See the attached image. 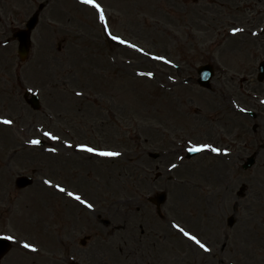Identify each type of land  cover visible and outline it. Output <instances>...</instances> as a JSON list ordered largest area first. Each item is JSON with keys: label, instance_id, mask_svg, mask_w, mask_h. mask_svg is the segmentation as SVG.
<instances>
[{"label": "rangeland", "instance_id": "rangeland-1", "mask_svg": "<svg viewBox=\"0 0 264 264\" xmlns=\"http://www.w3.org/2000/svg\"><path fill=\"white\" fill-rule=\"evenodd\" d=\"M96 2L107 31L81 0H26V18L39 11L28 56L0 44V118L13 121L0 123V235L15 237L0 264H264V81L255 78L264 0ZM203 63L215 67L209 89L197 83ZM24 89L40 109L24 104ZM192 144L224 153L187 159ZM217 160L225 169L216 176ZM25 174L33 183L16 187ZM159 191L166 200L156 208L148 199Z\"/></svg>", "mask_w": 264, "mask_h": 264}, {"label": "snow or ice", "instance_id": "snow-or-ice-1", "mask_svg": "<svg viewBox=\"0 0 264 264\" xmlns=\"http://www.w3.org/2000/svg\"><path fill=\"white\" fill-rule=\"evenodd\" d=\"M81 2L84 3V4H89L93 8H95L96 11L99 13V20H100L101 24H105L106 18H105V15H104L103 8H102V6L99 3L96 2V0H81ZM105 31H107L106 24H105ZM232 31H233V33H236L238 31H241V29L233 28ZM112 39L113 40H117L120 43L127 44L128 46H130V47H132L134 49L137 48V46L135 44H129L128 41L122 40L118 36H112ZM139 51L142 52L143 49H139ZM153 58L154 59H158V60H164L166 63H170V61L165 60L164 57L156 56V57H153ZM148 75H152V74L148 73ZM76 94L77 95H81V93H79V92L76 93ZM0 123L6 124V125H11L13 123V121L11 119L0 118ZM44 135L49 137V138H51V139H53V140L59 139V137L54 135L52 132H45ZM28 143L32 144V145H37V144L40 143V141L37 140V139H32V140H29ZM65 143L67 144V142H65ZM67 146L71 147L70 144H67ZM76 147L81 152L89 153V154H92V155H95V156H100V157H115V156H119L120 155V153H118V152L110 151V150H107V149H101V148H97V147H92V146H90L88 144H78V145H76ZM205 149H210L212 152H216V153H219L221 151L218 148L212 147V145H210V144H201V145L192 144V146L190 148H188V151H190V152H200V151H203ZM51 151L54 152V151H56V149H51ZM172 167L175 168L176 165L173 164ZM44 183L49 185V186H53L51 180H45ZM55 188L58 191H60V192H65L66 191V189L61 187L59 184H56ZM67 195L70 196V197H73L76 201H79L81 204H85L88 208H92L93 207V205L91 203H88L87 201L83 200L80 195H77V194H75L73 192H67ZM173 226L178 228L179 231L181 233H183V235L185 237H187L189 240L193 241L195 244H197L205 252L209 251V249L206 247V245L204 243H202L197 238V236L190 234L188 231H185L183 228H180L179 225H173ZM6 239L12 240V239H15V237L8 236V237H6ZM22 246L24 248H26V249H30L33 252H35L37 250L34 245L29 244V243H24Z\"/></svg>", "mask_w": 264, "mask_h": 264}, {"label": "water", "instance_id": "water-1", "mask_svg": "<svg viewBox=\"0 0 264 264\" xmlns=\"http://www.w3.org/2000/svg\"><path fill=\"white\" fill-rule=\"evenodd\" d=\"M36 23V15L33 16L27 23V28H28V32H26L25 38L21 39V47L19 49V52L21 55H24L27 50H28V42H29V31L34 27ZM264 62L260 63L259 69H260V73L258 75V79L262 80L264 78ZM198 73L200 74V78H199V83L204 85V86H208V81L209 79L212 77L213 75V71H212V67L210 68L209 65H204V66H200L198 69ZM30 103L33 106V108H38L39 107V103L37 100L36 96H32L30 99ZM199 152H190L187 150V157H190L194 154H197ZM152 156H156V154H153ZM254 162V157L250 156L248 157L247 161L243 164V168H247L249 166H251ZM32 182V180L28 177L25 176H20L17 179V185L19 187H24L27 186L28 184H30ZM160 201L164 200V195H161L159 197ZM10 240L6 239V237L4 236H0V257L4 256L10 249ZM71 264H77L76 262H73Z\"/></svg>", "mask_w": 264, "mask_h": 264}, {"label": "flooded vegetation", "instance_id": "flooded-vegetation-1", "mask_svg": "<svg viewBox=\"0 0 264 264\" xmlns=\"http://www.w3.org/2000/svg\"><path fill=\"white\" fill-rule=\"evenodd\" d=\"M26 0H0V44L1 41H5V45L10 44L14 40L13 36L18 29L25 25L27 16ZM10 36L12 38L10 39ZM18 87L12 91L15 93L20 91L22 83L20 77L17 76Z\"/></svg>", "mask_w": 264, "mask_h": 264}, {"label": "bare ground", "instance_id": "bare-ground-1", "mask_svg": "<svg viewBox=\"0 0 264 264\" xmlns=\"http://www.w3.org/2000/svg\"><path fill=\"white\" fill-rule=\"evenodd\" d=\"M222 153H224L223 151H220L219 152V154H222ZM219 156H222V155H219ZM223 169H225V162H224V160H217V162H215L213 165H212V167H211V171H210V174H213V175H220V172H222L223 171ZM81 181V179H78L77 180V182H79V183H81L80 182ZM84 181H85V178H84ZM131 203L132 204H134L133 205V208L135 209V210H137V211H139V209L138 208H136V204H135V201H134V199H133V201H131ZM178 203H174V202H170L169 203V206L170 207H174L175 205H177ZM103 220H108V221H110L109 219H107V218H104ZM110 226H114L115 228H117V227H119V224H115V223H112L111 221H110V223H108ZM189 245V244H188Z\"/></svg>", "mask_w": 264, "mask_h": 264}]
</instances>
